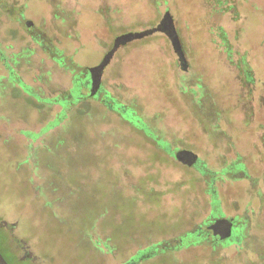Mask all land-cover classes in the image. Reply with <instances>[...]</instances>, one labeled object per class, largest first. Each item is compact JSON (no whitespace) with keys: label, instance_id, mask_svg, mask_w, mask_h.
Returning a JSON list of instances; mask_svg holds the SVG:
<instances>
[{"label":"rangeland","instance_id":"1","mask_svg":"<svg viewBox=\"0 0 264 264\" xmlns=\"http://www.w3.org/2000/svg\"><path fill=\"white\" fill-rule=\"evenodd\" d=\"M94 1L0 0L1 250L11 264H264V0H174L155 22L148 1ZM166 11L186 67L158 31L121 45L91 95L115 36ZM238 158L251 178L222 172ZM221 217L229 240L207 227Z\"/></svg>","mask_w":264,"mask_h":264},{"label":"water","instance_id":"2","mask_svg":"<svg viewBox=\"0 0 264 264\" xmlns=\"http://www.w3.org/2000/svg\"><path fill=\"white\" fill-rule=\"evenodd\" d=\"M158 31H164L169 35L173 43L174 49L180 57L183 68H185L186 59L184 57V52H183L178 34L175 30L172 16L170 12L167 11L165 13L164 18L158 25L152 28L143 30V31H139V32H128V33L119 35L115 38L113 47L105 54L102 61L98 65L92 66L89 68L90 73H91V87H92L91 95L97 94L98 91L100 90L105 68L109 64L115 52L121 45L126 44L127 42H130L136 38H141V37L153 34ZM109 98L111 97H108V99ZM176 157L188 163L189 165L195 164L198 160V154L188 149L179 151L176 154ZM207 227L208 229L212 230L213 234L215 236H218L220 240H227L231 238L233 235L234 220L225 218V217L216 218ZM0 264H10L1 251H0Z\"/></svg>","mask_w":264,"mask_h":264},{"label":"trees","instance_id":"3","mask_svg":"<svg viewBox=\"0 0 264 264\" xmlns=\"http://www.w3.org/2000/svg\"><path fill=\"white\" fill-rule=\"evenodd\" d=\"M116 1V2H115ZM145 1H148L150 4H154L155 5V9H153V12L155 13V17H152V22H155L156 20H158V16L163 12L162 11V7H165V9L163 10H166V9H170L171 7L174 6L175 4V1L174 0H145ZM117 0H114L111 5H114L116 4ZM108 4V3H106ZM93 5H96L98 6V8H102L103 6H107V5H103V1L102 0H95L93 2ZM110 4L108 6H111ZM164 5V6H163ZM106 10H100V13L105 15V12ZM157 11V12H155ZM167 12V11H166ZM105 17V16H104ZM112 27L111 31L113 32H116V28L111 24L110 28ZM117 36H115L116 38ZM114 38V40H115ZM58 50V49H57ZM61 52V58H60V61L64 60V58L66 57L65 55H63V51L59 50ZM85 83L84 81V78H81V79H78L77 80V84H76V89L78 90L79 87H81L83 84ZM136 119V118H135ZM222 172L225 173V174H228L230 175V177L232 178H236V177H249L251 178L250 175H248L247 173V167H246V163L244 161H242L240 158H238L237 160L233 161V162H230L228 163L223 169H222ZM254 181H256L254 179ZM190 236L194 237L196 236L195 234H190ZM195 238V237H194ZM230 239V238H229ZM227 239V240H229ZM5 240V236L4 234H1L0 233V243L4 242ZM0 251L3 253V251L1 250L0 248ZM3 255L5 256V258L8 260V262L10 263V260L6 257V255L3 253ZM11 264V263H10Z\"/></svg>","mask_w":264,"mask_h":264},{"label":"flooded vegetation","instance_id":"4","mask_svg":"<svg viewBox=\"0 0 264 264\" xmlns=\"http://www.w3.org/2000/svg\"><path fill=\"white\" fill-rule=\"evenodd\" d=\"M89 71H90V69H89ZM91 74V73H90ZM89 82L91 83V80H89ZM100 90H101V88H100ZM100 90L98 91V93L100 92ZM97 93V94H98ZM97 94H95V95H97ZM107 97H109V95H106Z\"/></svg>","mask_w":264,"mask_h":264}]
</instances>
